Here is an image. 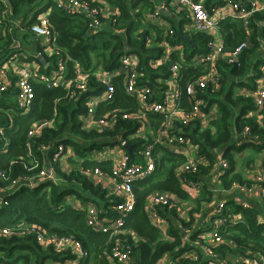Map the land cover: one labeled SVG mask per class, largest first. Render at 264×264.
Listing matches in <instances>:
<instances>
[{
    "label": "trees",
    "instance_id": "obj_1",
    "mask_svg": "<svg viewBox=\"0 0 264 264\" xmlns=\"http://www.w3.org/2000/svg\"><path fill=\"white\" fill-rule=\"evenodd\" d=\"M106 2L120 10V16L114 27L118 31L116 33L111 28L100 34H92L86 18L72 16L56 9L52 0H5V2L0 0V64L21 53L20 49L25 47L24 42L36 45V42H32L33 35L30 29L38 23V17L42 13L41 8L53 10L48 16L49 28L53 34L51 41L54 45L53 53L47 55L36 47L45 60L44 64L38 60L36 53L28 54V58L26 60L21 58L20 62L26 64L34 62L46 75H50L61 61L66 65V78L72 80L75 78V63L90 73L99 67L105 72H114L120 68V59L124 55L137 54L143 63L161 56L163 49L157 45L165 39V30L146 20V14L155 10L154 0H106ZM139 6L142 7L135 13ZM5 11L10 15H4ZM8 17L20 20V29L13 28L10 31L11 24ZM241 25L239 22L223 29L221 27L222 32L227 31L224 43L226 52H232L245 40V31ZM171 27L175 35L167 40L172 46L184 47L183 58L189 65L183 68L181 86L184 90L185 84L204 74V67L201 65L193 67L190 64L193 63L194 57L208 52V38L204 35H192L190 45L178 38L182 25L171 21ZM250 28L251 45L242 53L240 65L219 62L216 70L221 77L220 90L217 92L208 90L203 95L210 113L215 109V118L209 120V125L204 130L199 122L187 129V137L197 146L199 155L206 157L209 162L208 167H203L198 174L190 176L195 183L202 182V176L210 175L216 159L213 151L221 150L229 163V169L220 176L223 188L229 190L235 183L249 187L251 182L245 177L246 173L243 174L239 170L241 153L253 147L251 142L254 141L262 143V148L254 147L257 153L264 149V111L257 114L252 98L237 93L241 89L254 90L255 81L264 75V57L258 56L260 49L258 38L264 37V13L253 15ZM22 29H24L22 31L24 42H21L22 46L17 48ZM152 32L159 35L160 40L152 48L147 49L145 39L151 36ZM194 45L196 47H193ZM180 60L179 52H175L172 61L176 63ZM246 74V77L249 76L247 83L235 82L239 75ZM150 76L152 79L157 77L166 79L167 68ZM15 80L12 77V87L0 95V172L7 177V181L0 179V188L8 187L15 180L30 179L48 166L55 171L56 181L42 182L36 188L22 185L14 195L7 197L4 204L0 205V230L38 225L47 232V235L73 237L81 243L89 252V258L81 264H110L106 252L111 251L116 238L93 233L88 228L85 211L74 208L68 199L74 196L84 206L94 202L100 210L104 209L103 212L110 210L118 199L112 197L110 202L106 198L108 191L100 185L93 184L83 171L100 168L104 173L112 174L109 162L98 163L88 160L92 150L101 149L107 144L103 141L107 137L126 139L135 157L143 142L129 137L136 132L138 124L133 120H124L121 114L113 132L99 134L94 130H85L79 116L85 113V103L91 92L80 94L72 89L76 92V96L71 97V93L62 86L48 88L38 82L33 83L35 93L33 108L28 114H23L15 100L17 92ZM89 85L96 87L98 84L91 77ZM117 89L116 101L107 109H124L127 113H134L137 109L135 101L126 97L120 84L117 85ZM160 89L161 87L158 90ZM251 112L254 116H249ZM152 120L157 125L162 123L160 116H152ZM42 123L50 125L43 128L37 136L28 138L31 128L35 124ZM246 129H249L247 133H245ZM59 143L74 148L78 160L70 158L67 161L72 167L70 173L62 170L60 162L52 160L53 147ZM28 148L31 150V155ZM42 148L48 149L43 151ZM4 149L6 152H3ZM33 161L39 168L29 172L28 167L32 166ZM184 161L183 156L163 150L162 156L156 161L155 172L142 184L134 187L136 207L119 237L132 248L133 264H159L165 256H169L173 262L179 261L175 264H199L186 257L193 251L203 257L196 245L203 244L198 234L206 230L187 237L178 230V225L182 224L185 229L191 228L195 222L194 213L200 212L201 204L213 201L211 191L200 186V194L195 200V208L189 213L188 223L178 218L177 208H157L158 214L168 221V238H164L151 224L145 211L146 201L152 194H172L180 200H190L189 194L183 190L176 175L177 168ZM245 161L243 166L247 169L254 163L249 162V158ZM262 207L258 209L257 206L252 205L245 209L234 201L225 205L221 218L226 219V222L218 227L223 243L213 249L216 257L232 258V260L234 257H240L264 264V221L261 217L264 216V202ZM234 215H241L240 221L236 224H232ZM66 258L74 257L55 255L52 249H44L32 236L0 237V264H45L48 261H63Z\"/></svg>",
    "mask_w": 264,
    "mask_h": 264
},
{
    "label": "built area",
    "instance_id": "obj_2",
    "mask_svg": "<svg viewBox=\"0 0 264 264\" xmlns=\"http://www.w3.org/2000/svg\"><path fill=\"white\" fill-rule=\"evenodd\" d=\"M5 2V0H2ZM160 0V7H155L153 12L147 15V21L152 25L163 28L165 39L158 42V47L163 49L161 56L149 59L148 62H141L137 54H127L120 59V68L114 72H105L102 67L92 73L84 71L78 63L74 65L75 78H66V65L64 61L58 63L57 68L52 70L50 75H46L32 64L20 62L21 58L28 57L22 53L15 54L11 59L0 65V95L8 91L14 77L16 88V104L28 114L35 100L33 83L45 84L48 88L64 87L71 93V97L76 96V90L80 94L91 92L85 103V113L79 116V120L85 130H94L99 134L113 132L116 128L118 117L124 120H133L138 124L137 130L130 135V139L141 140L143 144L136 152V156L129 152L127 140L122 137H107L103 141L107 142L101 149H94L89 161L111 164L112 174L104 173L100 168H93L83 171L88 179L95 185H100L110 192L111 197L118 201L110 208V212L101 213L97 206L89 203L85 207L88 228L97 235L116 238L115 244L110 252H106L110 264H132V248L119 239L122 229L128 222L136 207V194L134 187L142 184L156 170V161L168 150L170 153L183 156L185 161L176 170V175L181 182L185 192L192 195L195 192L198 198L202 182L195 183L190 176L196 175L201 168L208 167L209 162L206 157L199 155L197 146L191 143L187 137V129L200 122L203 117V108L206 107L204 94L211 90H220V75L216 67L221 61L231 65H240L242 53L249 47L252 38L250 28L251 19L256 13H264V2L257 0ZM56 9L66 12L72 16H82L87 19L89 31L92 34H100L107 29L116 33L114 28L117 24L119 11L115 13L107 12L104 2L100 0H52ZM207 3H209V7ZM236 14L235 16H233ZM228 17H235L241 22L245 31V40L228 53L224 49V41L220 34V22ZM169 20L182 25L181 32L184 35H204L208 38V52L205 55H198L193 58L190 66L204 67V74L188 82L182 90L183 68L189 66L183 58L184 47L182 45L172 46L167 38H172L175 31L169 24ZM183 23V24H182ZM37 38L53 39L52 31L49 28L48 19L42 17L38 23L30 29ZM121 32V31H119ZM159 39V35L152 32L151 36L145 39L146 48L150 49ZM20 48L19 44L16 45ZM179 52L180 62L174 63L172 56ZM53 51L51 50V54ZM41 55V54H39ZM23 64V68H17L13 64ZM6 66V67H5ZM167 68L168 77L166 79L157 77L152 79L150 74H154L163 68ZM7 68L9 71H6ZM12 69V70H11ZM264 74V69H263ZM93 77L96 87L89 85L90 78ZM255 90L252 92V99L257 108V114L264 111V75L255 81ZM120 84L126 97L131 98L136 103V111L127 113L124 109H107L115 103L117 95V85ZM159 87H161L160 90ZM183 92L185 97L183 98ZM212 113V114H211ZM206 115L205 120L214 119L215 109ZM152 116H160L162 123L157 125L152 120ZM49 123L35 124L28 133V138H33L41 133L43 128ZM203 126L205 127L204 123ZM249 129L245 130L247 133ZM7 145V144H6ZM48 148H42L47 150ZM29 155L31 150L28 148ZM3 152H6L4 149ZM74 148L70 145L59 143L53 147V162L68 161L70 158L76 160ZM214 174L217 180L229 169V163L224 158L221 150H216ZM39 168L33 161L28 171ZM0 179L7 181L4 173L0 172ZM56 181V174L49 166L42 168L38 175L30 179L15 180L8 187L0 188V205L4 204L7 197L15 194L18 188L26 185L29 188H36L42 182ZM251 185L241 186L233 184L229 190H239L244 195H249L253 190L252 186L258 187L259 197L264 202V173L257 172L251 180ZM113 187V191H110ZM227 190V189H226ZM228 191V190H227ZM179 198L172 194H152L146 201L145 211L149 216L151 224L159 230L164 238H168V221L158 214L157 208L169 207L177 208L181 204ZM243 208H248L249 204L240 203ZM225 204H220L214 210V224L209 232L210 244L203 246L202 258L196 252H190L186 257L199 262V264H232L227 259H222L214 255L213 249L223 243L218 231V227L226 222L221 218ZM177 209H180L179 207ZM110 214V215H109ZM232 224L236 222L232 219ZM17 236L20 238L32 236L44 249H52L58 256H73L63 261H48L45 264H81L89 258L81 243L73 237H57L47 235L44 229L38 225L20 227L18 229L0 230V237ZM204 244V243H203ZM201 258V259H200ZM240 262L234 264H259L257 260L239 259Z\"/></svg>",
    "mask_w": 264,
    "mask_h": 264
},
{
    "label": "crops",
    "instance_id": "obj_3",
    "mask_svg": "<svg viewBox=\"0 0 264 264\" xmlns=\"http://www.w3.org/2000/svg\"><path fill=\"white\" fill-rule=\"evenodd\" d=\"M101 2H104L106 4L105 8L107 10V12H110V13H115V11H119L120 13V10L117 8V7H114V6H111L109 5L106 0H100ZM259 3H263L264 0H257ZM8 2V1H7ZM218 1H213V3H217ZM9 4V2H8ZM161 5V2L160 0H154V6L157 8V7H160ZM208 5V8L210 9L209 7V3H207ZM140 7L142 6H139L136 10H135V13H137L139 10H140ZM117 11V12H118ZM41 14L40 16L38 17V19L42 18V17H45L48 19V16L53 12V10L51 8L49 9H45V8H41ZM152 12V11H149L147 14H146V20H147V15ZM7 13V14H6ZM4 15H10V13L8 12H4ZM236 14H234L233 16H235ZM9 18V22L11 24V30L14 28L16 30L20 29V20L18 19H15L13 17H8ZM171 21L173 20H169V24L171 25ZM240 21H238L237 18L235 17H228L226 18L225 20L221 21L220 22V34H221V37L224 41V43L226 42V32L224 30V32H222V29L223 27H227V26H230L231 24H234V23H239ZM177 23V22H176ZM183 24V23H182ZM242 26V25H241ZM222 27V29H221ZM24 29H22L20 31V35H19V46L22 44L21 42H24L23 39H22V31ZM181 32V31H180ZM33 35V34H32ZM33 38V41L32 42H36V45H32V48H27V47H22L21 50V53L25 56L28 57V54L30 53H36L37 56H42V55H39L41 53L38 52L37 48L41 49V51L47 55H51V50L54 49V45L51 43V39H41V38H37L36 36H32ZM259 41H260V49L258 51V56L259 57H264V37L260 36V38H258ZM25 43V42H24ZM25 45V44H24ZM251 45V42L249 43V46ZM22 46V45H21ZM37 47V48H36ZM45 61V60H44ZM1 65V64H0ZM2 66V65H1ZM32 67H36L38 68L39 65L34 63L33 62V65H31ZM6 67V66H5ZM10 69V68H9ZM9 69L7 68L6 71H9ZM40 69V67H39ZM246 75L242 76V75H239L236 79H235V82L237 83H241V82H245L247 83L248 81V77H246ZM255 86H256V82H255ZM255 90V89H254ZM254 90H246V89H241L239 90L237 93L239 95H242L246 98H252V92ZM253 100V99H252ZM208 107V104L206 102V107L203 108V117L201 118L200 120V126L202 128V130L206 129L209 125V120H205L206 118V115H208L210 113L209 109L207 108ZM205 110H208V112H206ZM212 114V113H211ZM249 116H254L253 115V112L250 113ZM203 123L205 125V127L203 126ZM253 147H249L247 148L244 152L241 153V156H240V159H241V162H246L245 160L249 158V162H254L253 164L250 165V167L247 169L245 166H244V170H245V177L247 178V180H251L253 178V176L250 174H248V172L250 170H252L253 172H255V170H258V172H263L264 173V165H263V158H264V149L259 153H257V151L254 149V147H261V142H251ZM262 148V147H261ZM254 150V156H244V153L247 151V150ZM213 153H216L215 151H213ZM160 155L162 156V153H160ZM61 168L64 172L66 173H70L72 171V167L67 163V161H62L61 162ZM242 172V170H241ZM244 174V172H242ZM255 175V174H254ZM202 180V188H206L208 189L209 191H211L213 193V201L211 203H207V202H204L201 204V210L199 213H194V218H195V222L192 224L191 228L190 229H185V227H182V224L178 225V230L181 231L184 235H187V237L195 234V233H198L199 231L201 230H206L204 233H201V234H198L199 238L203 240V243L204 244H201L203 246H208L210 244V240H208L209 238V230L211 229V227L213 226L214 224V220L216 219V217L214 216V210L222 203H224L225 205L228 204V202H231V201H234L236 204H239L240 203H247L249 205H255L258 207V209L260 208H263L262 205H263V202L262 200L260 199L259 197V192H258V187L253 185L251 188H252V192L249 194V195H244L243 193L239 192V190H226L223 188V183L220 181V180H217L215 178V174H214V170H212V172L210 173V175H208V177H204L202 176L201 178ZM108 191V190H107ZM110 191H113V187L111 188ZM73 197V198H72ZM190 199H191V202L192 204L195 205V200L197 199L196 195L193 194V195H189ZM107 199H109V201L111 202L112 200V197L110 196V192H107V196H106ZM111 198V199H110ZM68 201L70 202V204L78 209V210H82L84 211L85 210V207L80 201H78L74 196H71ZM185 201V200H184ZM183 200L181 201V204L182 202H184ZM188 201V200H187ZM90 203H93L94 205H96V203L94 202H90ZM186 205V204H185ZM185 205L182 206V209H177V215H178V218L180 220H183L184 222L188 223V217H189V213L190 211H192V208L190 209H187V207L185 208ZM97 206V205H96ZM98 208V206H97ZM99 209V208H98ZM99 211L101 213H103L104 209L103 210H100ZM264 213V211H263ZM262 220L264 221V216L262 215ZM232 219L238 223L241 219V215H234L232 217ZM211 226V227H210ZM208 229V231H207ZM168 230H169V224H168ZM197 248H200V244L199 245H196ZM203 246L200 248V249H203ZM200 254H202V251L199 252ZM235 258V257H234ZM232 260V258H227V260L234 264L235 260ZM238 259H243V258H238ZM179 261H176V262H173L169 256H165L162 261L159 263V264H175V263H178ZM133 264V262H132Z\"/></svg>",
    "mask_w": 264,
    "mask_h": 264
},
{
    "label": "rangeland",
    "instance_id": "obj_4",
    "mask_svg": "<svg viewBox=\"0 0 264 264\" xmlns=\"http://www.w3.org/2000/svg\"><path fill=\"white\" fill-rule=\"evenodd\" d=\"M25 44V47H27V48H32V45H31V42L29 43V44H26V43H24ZM15 67H17V68H23V64H21L20 62L19 63H15V64H13ZM12 70V69H11ZM254 150H247L245 153H244V156H254ZM243 165H245V162L243 163V162H241V165H240V167H239V170L241 171L242 170V172H244V174H245V168H244V166ZM258 172V170H255V172H253L252 170H250L249 172H248V174H250V176L252 175V176H254V174H256ZM247 173V172H246ZM191 194L193 195V194H195V192H191ZM196 195V194H195ZM186 204V205H185ZM183 205H185V208L187 207V209H190V208H192V210L195 208V205L194 204H192V202H191V199L190 200H188V201H184V202H182V204H178V206H177V208L179 207L181 210H183L182 209V206ZM46 249V248H45ZM234 260L236 261V262H240V260L237 258V257H235L234 258Z\"/></svg>",
    "mask_w": 264,
    "mask_h": 264
},
{
    "label": "water",
    "instance_id": "obj_5",
    "mask_svg": "<svg viewBox=\"0 0 264 264\" xmlns=\"http://www.w3.org/2000/svg\"><path fill=\"white\" fill-rule=\"evenodd\" d=\"M178 38L181 39V40H183V41H185V42H187L188 44L191 45V39H190V37L187 36V35H184L182 32H179V34H178ZM193 47H196V46L194 45ZM37 58H38V60H39L42 64L45 63V61H44V59H43L42 56H38ZM127 149L129 150V152H131V148H130V147H128Z\"/></svg>",
    "mask_w": 264,
    "mask_h": 264
}]
</instances>
